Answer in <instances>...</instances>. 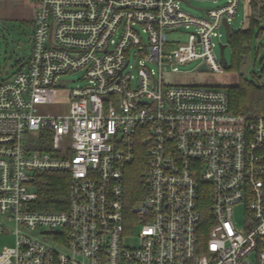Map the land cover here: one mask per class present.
Segmentation results:
<instances>
[{
  "label": "built area",
  "instance_id": "2783aa9c",
  "mask_svg": "<svg viewBox=\"0 0 264 264\" xmlns=\"http://www.w3.org/2000/svg\"><path fill=\"white\" fill-rule=\"evenodd\" d=\"M181 1L30 0V53L0 80V235L14 236L0 264H264V112L167 79L192 60L223 70L213 36L239 0L202 16ZM182 26L185 40L165 37ZM75 70L86 84L64 88ZM62 100L64 111L41 109ZM136 158L146 191L128 213ZM50 170L69 175L63 210L37 207Z\"/></svg>",
  "mask_w": 264,
  "mask_h": 264
},
{
  "label": "rangeland",
  "instance_id": "374dc122",
  "mask_svg": "<svg viewBox=\"0 0 264 264\" xmlns=\"http://www.w3.org/2000/svg\"><path fill=\"white\" fill-rule=\"evenodd\" d=\"M192 6L180 2V7L192 16H202V11L198 7L215 8L223 3V0H190ZM249 5L245 0H239L235 14L230 20V27L234 30L247 26V13ZM32 8L30 0H0V77L3 78L12 73L18 65H21L30 53L32 25ZM193 29H186L183 26L179 30L165 33L167 39L185 40L186 32ZM221 37L213 36L215 42V53L219 55V42H226L224 26L219 28ZM253 36L251 40V64L247 66L242 77L249 81L258 83L264 80V18L253 26ZM134 49L129 50L130 62H135ZM226 58V65L220 72L206 70H196L197 60H192L178 66V70L167 77L171 82L195 83L205 85H215L222 88L236 84L240 78L239 74L232 68V53L228 44L223 51ZM263 70V71H262ZM132 72L136 75L137 67ZM66 77L74 79L64 88L83 86L86 79L82 75V70H75L65 74ZM67 108V102H49L41 109L44 112L57 113ZM235 219L238 224L242 223L244 216V205L240 203L235 209ZM137 227L133 232L136 234ZM136 238L128 237L129 242H135ZM14 236L12 234L0 235V249L5 245H12ZM133 242V243H134Z\"/></svg>",
  "mask_w": 264,
  "mask_h": 264
},
{
  "label": "trees",
  "instance_id": "16d2710c",
  "mask_svg": "<svg viewBox=\"0 0 264 264\" xmlns=\"http://www.w3.org/2000/svg\"><path fill=\"white\" fill-rule=\"evenodd\" d=\"M247 26L231 29L227 38L232 53V68L240 78L236 84L225 86L228 95L229 108L233 112H249L257 114L264 112V80L258 83L242 77L241 68L246 62L251 50L253 26L264 18V0H250L247 13ZM264 70V69H263ZM262 70V71H263ZM1 80V77H0ZM47 141L48 134L42 135ZM146 169L143 160L136 158L124 168L123 190L126 211L132 213V207L144 196L146 185L143 178ZM41 179L44 183L38 189L37 207L49 210H63L67 207V190L69 175L66 171L50 170L43 172ZM207 201L209 195H203ZM208 213L207 206L203 215Z\"/></svg>",
  "mask_w": 264,
  "mask_h": 264
},
{
  "label": "water",
  "instance_id": "95a60500",
  "mask_svg": "<svg viewBox=\"0 0 264 264\" xmlns=\"http://www.w3.org/2000/svg\"><path fill=\"white\" fill-rule=\"evenodd\" d=\"M185 4L186 5H189V6H192L188 0H184ZM197 9L201 10V7H198ZM223 26H224V31H225V37H226V40L230 34V31H231V28H230V24L228 23V21H226L225 19L223 20ZM227 43L224 42H219V58H220V61L223 65H226V58L224 57V54H223V51H224V47ZM251 64V56H250V53L247 54V57H246V62L245 64L242 66L241 68V73H244L247 66H249ZM197 69L199 70H206V65L205 63H201L200 65H198ZM68 81V79H62L61 80V84H66Z\"/></svg>",
  "mask_w": 264,
  "mask_h": 264
},
{
  "label": "crops",
  "instance_id": "0c3cea01",
  "mask_svg": "<svg viewBox=\"0 0 264 264\" xmlns=\"http://www.w3.org/2000/svg\"><path fill=\"white\" fill-rule=\"evenodd\" d=\"M31 22H32V20H31ZM20 65H18L16 68H18Z\"/></svg>",
  "mask_w": 264,
  "mask_h": 264
}]
</instances>
